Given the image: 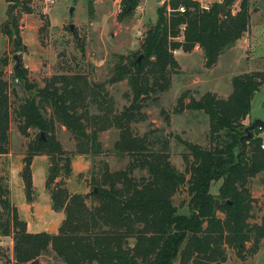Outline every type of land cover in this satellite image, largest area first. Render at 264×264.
<instances>
[{
	"label": "trees",
	"instance_id": "obj_1",
	"mask_svg": "<svg viewBox=\"0 0 264 264\" xmlns=\"http://www.w3.org/2000/svg\"><path fill=\"white\" fill-rule=\"evenodd\" d=\"M16 1L7 0L14 5ZM114 1H119L118 21L130 18L141 3ZM238 1L222 0L208 9L197 0L163 3L156 24L145 32L140 51L120 57L114 66L109 82L125 80L130 87V105L119 113L103 85H91L78 74L54 76L44 88L27 95L14 111L22 135L28 129L38 131L28 144L26 165L30 166L33 156H48L45 187L52 210L62 212L64 218L55 234L29 232L11 202L0 166V237L12 239L11 264H42L40 257L48 251L62 264H223L228 249H236L242 260L247 259L245 252L249 257L258 254L264 240V219L261 224L251 223L250 183L264 174V131L256 130L244 142L241 138L252 101L264 86V71L234 76L233 92L226 99L212 92L200 99L189 97V92L179 98L177 113L190 110L208 116L212 144L204 148L185 143L190 154L184 157V171L171 163L168 152L155 149L147 135L137 136L131 128L140 121L145 100L167 91L172 74L180 72L177 52L189 54L199 48L205 68L213 69L220 56L244 37L250 27L251 3L241 0L235 10ZM14 44L20 46L19 37ZM80 49L83 51L82 46ZM6 64L7 59H0V157L10 150L12 112L2 68ZM13 79L34 89L21 66L14 67ZM91 107L96 111L93 114ZM47 109L48 116L44 114ZM55 122L73 134L79 155H98L97 134L117 129L114 151L129 159L128 166L111 172L104 165L93 181L95 191L70 194L56 181L62 174L70 175L71 159L55 138ZM135 169L146 175L135 178ZM23 182L25 198L31 202L30 171L24 170ZM218 182L222 183L214 195L212 186ZM184 189L189 196L187 212L174 203Z\"/></svg>",
	"mask_w": 264,
	"mask_h": 264
},
{
	"label": "rangeland",
	"instance_id": "obj_2",
	"mask_svg": "<svg viewBox=\"0 0 264 264\" xmlns=\"http://www.w3.org/2000/svg\"><path fill=\"white\" fill-rule=\"evenodd\" d=\"M90 1L54 0L53 4H47L44 0H17L14 5L15 2L0 0V59H7L6 66L2 68L3 78L8 83L12 112L10 150L7 155L0 157L1 175L9 185L12 204L17 208L20 219L26 222L27 230L29 226L30 232L45 231L54 234L64 215L52 210L50 194L45 187L48 156H33L30 166L26 165L28 144L37 137L38 131L28 129L27 135H22L14 111L28 94L35 93V89L44 88L54 76L78 74L85 77L91 85H103L114 101L115 111L121 112L130 105V87L125 80L113 84L109 82L114 66L120 57H132L140 51L145 32L156 24L158 8L165 3L162 0H142V4L130 18L118 21L119 1L93 0L92 4ZM240 1L235 10L239 9ZM9 3L13 4L11 13L14 16V23L7 32L11 35L3 31L8 20L6 10ZM253 3L256 7L264 6V0H253ZM70 25L73 26L72 31L69 29ZM251 28V36L256 43L247 50L245 39L238 43L234 51L222 59L220 68L215 71L205 68L200 51L197 50L192 55L177 52L175 55L181 67L180 72L172 74V83L167 91L151 94L145 100L140 121L131 125L135 135H147L155 149L168 152L171 163L180 171L185 170L184 157L190 154L185 143L204 148H209L212 144L208 116L203 112L190 110L177 113L178 100L186 92H189V97L196 99L207 92L226 99L233 92L234 76L256 69L263 70L264 12L253 15ZM17 37L20 39V46L14 44ZM14 55L20 60L19 66L26 70L28 82L34 89L28 90L23 82L13 79V69L16 66ZM189 101L187 98L186 102ZM95 112L94 107H91L90 114ZM44 114L48 116L50 109ZM250 116L247 126L255 119L264 118V86L252 101ZM39 137L44 140V135L40 134ZM55 138L71 159L70 175L62 174L56 181L61 182L70 194L85 195L95 190L93 181L99 177L104 165L111 172L125 170L128 166L129 159L117 156L114 151L119 138V131L115 128L97 134L100 145L98 155H79L73 134L58 122H55ZM24 170L30 171L32 175L31 202L25 198ZM132 175L139 178L146 173L135 169ZM221 183L212 186L214 195L218 194ZM250 189L254 205L251 223L261 224L264 219V174L251 180ZM188 201L186 189L174 197V203L181 212H187ZM87 203H90L89 198ZM12 246L11 237H0V264L12 263ZM245 255L247 259L242 260L236 249H228L227 261L223 264H264V240L258 254L249 257L245 252ZM40 262L62 264L52 251L40 257Z\"/></svg>",
	"mask_w": 264,
	"mask_h": 264
},
{
	"label": "crops",
	"instance_id": "obj_3",
	"mask_svg": "<svg viewBox=\"0 0 264 264\" xmlns=\"http://www.w3.org/2000/svg\"><path fill=\"white\" fill-rule=\"evenodd\" d=\"M159 1H161V0H159ZM197 1H199L201 4H202V6L204 7V8H209V6L211 5V4H213V3H216V2H221L222 0H197ZM142 0H141V4H142ZM250 3H251V5H250V12H251V20H250V27H249V30H248V32L244 35V37H243V39L242 40H239L238 42H237V44L233 47V48H231L230 50H228V51H226L224 54H222L221 56H220V58H219V61H218V64L216 65V67H214L213 69H210L211 71H215V70H218L219 68H220V66H221V64H222V59L223 58H225V57H227V55L228 54H230V53H232L233 51H234V48H236V46L238 45V43H240L241 41H243L244 39V41H245V43H247V46L245 45V49L247 50V48H251L256 42H255V38H253L251 35H253V33L251 34V32H253L252 31V28H251V21H252V17H253V15L254 14H259L260 12H264V6H262V7H256V6H254L253 4V0H250ZM236 5H237V3H236ZM235 5V6H236ZM7 44H8V41H7ZM200 51L201 53H202V51L199 49V48H196V50L195 51ZM246 50H245V53H246ZM195 51L194 52H192V53H189L188 55H192V54H194L195 53ZM202 55H203V53H202ZM208 70V69H207ZM209 70V71H210ZM248 70H249V68H248ZM247 71V70H246ZM253 72L254 71H264V69L263 70H259V69H256V70H252ZM244 73H250V71H247V72H242L241 74H244ZM252 109V108H251ZM251 114V113H250ZM249 118L250 119H248V122L251 120V116H249ZM262 119H264V118H262ZM28 230H29V226H28ZM30 232V231H29ZM31 233H37V232H31ZM55 234V233H54Z\"/></svg>",
	"mask_w": 264,
	"mask_h": 264
},
{
	"label": "water",
	"instance_id": "obj_4",
	"mask_svg": "<svg viewBox=\"0 0 264 264\" xmlns=\"http://www.w3.org/2000/svg\"><path fill=\"white\" fill-rule=\"evenodd\" d=\"M12 8H13V4L9 3L8 7H7V10H6V15L8 17V20L6 21V23L3 26L4 33H7L8 30H9V27L14 23V16L11 13ZM70 12H72V9L70 10ZM69 29H70V31H72L73 26L70 25ZM14 59L16 61L15 68H18L20 60L15 55H14ZM138 61H139V59H138ZM256 130H263L264 131V119H255L250 125H248L244 129L245 135L241 138V142H244L245 140L252 138L253 135H254V132Z\"/></svg>",
	"mask_w": 264,
	"mask_h": 264
},
{
	"label": "built area",
	"instance_id": "obj_5",
	"mask_svg": "<svg viewBox=\"0 0 264 264\" xmlns=\"http://www.w3.org/2000/svg\"><path fill=\"white\" fill-rule=\"evenodd\" d=\"M162 1L166 2V1H168V0H162ZM44 2L47 3V4H48V3H49V4H53L54 0H44ZM206 9H208V8H206ZM180 10H181V11H184V8H181ZM263 147H264V146H263Z\"/></svg>",
	"mask_w": 264,
	"mask_h": 264
}]
</instances>
